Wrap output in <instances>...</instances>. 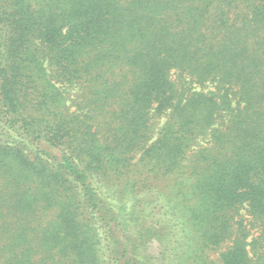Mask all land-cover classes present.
<instances>
[{
  "label": "trees",
  "instance_id": "16d2710c",
  "mask_svg": "<svg viewBox=\"0 0 264 264\" xmlns=\"http://www.w3.org/2000/svg\"><path fill=\"white\" fill-rule=\"evenodd\" d=\"M0 264H264V0H0Z\"/></svg>",
  "mask_w": 264,
  "mask_h": 264
},
{
  "label": "rangeland",
  "instance_id": "374dc122",
  "mask_svg": "<svg viewBox=\"0 0 264 264\" xmlns=\"http://www.w3.org/2000/svg\"><path fill=\"white\" fill-rule=\"evenodd\" d=\"M154 252V251H153Z\"/></svg>",
  "mask_w": 264,
  "mask_h": 264
}]
</instances>
